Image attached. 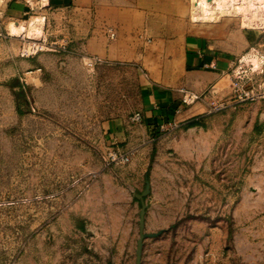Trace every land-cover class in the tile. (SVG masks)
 <instances>
[{"label": "rangeland", "instance_id": "rangeland-1", "mask_svg": "<svg viewBox=\"0 0 264 264\" xmlns=\"http://www.w3.org/2000/svg\"><path fill=\"white\" fill-rule=\"evenodd\" d=\"M31 3L19 20L7 19L0 3V264L128 263L133 244L114 256L120 228L99 225L107 205L99 189L119 185L117 173L128 175L137 161L143 191L154 155L147 146L137 157V140L110 144L105 124L138 125L131 118L146 84L176 88L185 38L218 39L219 52L235 59L264 53V35L253 40L255 31L228 18L194 21V0H90L63 13L47 11L48 0ZM103 44L118 46L117 57L93 54ZM195 83L183 89L209 97L208 113L183 128L205 138L184 172L171 166L160 175L184 217L171 231L177 239L157 242L140 264H264V100L236 102L226 76L212 94L194 91ZM112 149L130 162L106 161Z\"/></svg>", "mask_w": 264, "mask_h": 264}, {"label": "crops", "instance_id": "crops-1", "mask_svg": "<svg viewBox=\"0 0 264 264\" xmlns=\"http://www.w3.org/2000/svg\"><path fill=\"white\" fill-rule=\"evenodd\" d=\"M89 1L48 0L45 9L48 8L47 11H49L50 5H53L54 11L62 10L61 13H63L68 8L67 5L79 2L82 3L80 7H86L83 6V3ZM0 3L1 11L9 20L23 19L29 14L30 8L33 9L31 0H0ZM109 30L113 31L114 29L109 27L106 33ZM245 35L248 38L251 36L247 32ZM258 35L259 33L256 32L250 38L255 40ZM219 46H223V42L218 39L209 40L208 45H206L205 41L200 38H185L180 53L182 76L176 79V88L158 83L146 84L143 87L140 110L143 116L142 121L132 128L127 121L120 120L110 121L104 126L110 144L117 145L137 140L133 145L137 157L145 158L147 146H151V155H154V168L150 175V193L145 198L143 238L140 237L139 231L141 205L135 196L142 192H137V181L145 176V171L137 166V161L129 165L128 175L125 172L117 173L119 185L107 184L99 189L103 194V201L107 204L105 214L99 225L120 228L116 232L115 242L117 245L114 249V256H120L122 252L120 248L123 243L130 242L133 244L128 249L129 262L124 264H140V257L144 261L145 254L152 253L157 242L170 241L173 237L177 239V235L172 234L171 231L184 217L183 203L178 202L179 194L176 191L167 189L165 183L161 182L160 175H170V170H162V168L167 167L169 169L171 166L181 168L179 171L184 172L185 170L182 168L185 164L193 161L194 156L198 155L194 147L200 148V143L205 135L197 128L185 130L183 128L184 122L208 113L207 101H209V97H205L200 102L185 106L181 102V94H179L178 89L188 88L189 86L186 85L196 80V83L191 86L194 91L202 92L212 89L210 94L214 93L213 90L221 79V72H226L234 59L229 54L219 52ZM117 48L118 46H105L103 44L96 46L93 54L103 58L110 57L112 54L117 57ZM212 65L215 66L214 69L209 67ZM165 82L163 81V83ZM132 129L133 131L135 129L137 133L134 134ZM161 129H167V133L162 134L161 138L158 139L154 133H158ZM197 133L199 138L193 137ZM198 163L201 164L200 159ZM101 177L107 178L105 174Z\"/></svg>", "mask_w": 264, "mask_h": 264}, {"label": "built area", "instance_id": "built-area-1", "mask_svg": "<svg viewBox=\"0 0 264 264\" xmlns=\"http://www.w3.org/2000/svg\"><path fill=\"white\" fill-rule=\"evenodd\" d=\"M216 12L217 15L214 18L217 20L222 18L237 20L243 30L255 31L264 35V0H227L225 8L218 7ZM108 36L110 39H114L115 33L109 30ZM254 53L250 58H247L248 54L235 58L229 69L226 72H221L222 77L226 76L229 79L231 95L236 102L264 100V78H262L264 77V53L258 50H255ZM90 61L100 62L98 58H93ZM209 67L215 68L214 65ZM179 92L181 102L185 106L201 101L203 97L202 94L191 93L183 88ZM142 118V114L137 112L132 116L131 122L140 123ZM130 160L131 155L123 153L119 149H112L106 155V161L115 165H126Z\"/></svg>", "mask_w": 264, "mask_h": 264}, {"label": "bare ground", "instance_id": "bare-ground-1", "mask_svg": "<svg viewBox=\"0 0 264 264\" xmlns=\"http://www.w3.org/2000/svg\"><path fill=\"white\" fill-rule=\"evenodd\" d=\"M226 2H227V0H201V1L194 0V4H193L194 10L192 13L194 16L193 20L200 21V18H211V19H213L217 15L216 8H218V7H220V9L225 8ZM18 28H20V27H17V24H14L11 27V32L19 33ZM21 29L22 28H20V30ZM37 30H38V27L31 26L29 32L30 33H37ZM24 31H25V29H24ZM28 35H29V33H28Z\"/></svg>", "mask_w": 264, "mask_h": 264}, {"label": "water", "instance_id": "water-1", "mask_svg": "<svg viewBox=\"0 0 264 264\" xmlns=\"http://www.w3.org/2000/svg\"><path fill=\"white\" fill-rule=\"evenodd\" d=\"M150 193V184L146 181L145 187L143 191L140 194H137L135 197L139 201L141 208L139 212V231H140V237L143 238V222H144V215L146 211V204H145V198Z\"/></svg>", "mask_w": 264, "mask_h": 264}]
</instances>
